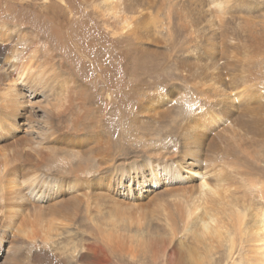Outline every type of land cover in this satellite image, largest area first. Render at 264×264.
<instances>
[{
	"label": "rangeland",
	"instance_id": "374dc122",
	"mask_svg": "<svg viewBox=\"0 0 264 264\" xmlns=\"http://www.w3.org/2000/svg\"><path fill=\"white\" fill-rule=\"evenodd\" d=\"M118 3L148 14L139 38L118 31L122 12L105 0H0L2 72L41 76L22 85L13 131L0 95V264H178L169 242L191 244L177 224L202 177L218 189L208 208L225 226L240 209L248 230L264 205V0ZM243 88L247 102L230 106L224 95ZM183 162L185 174L199 168L194 183L131 181ZM69 166L76 184L44 194L45 206L30 207L23 177L7 191L11 173L65 184ZM90 247L91 262L79 258ZM7 250L16 256L3 259ZM211 257L203 264H230L228 244Z\"/></svg>",
	"mask_w": 264,
	"mask_h": 264
},
{
	"label": "bare ground",
	"instance_id": "6f19581e",
	"mask_svg": "<svg viewBox=\"0 0 264 264\" xmlns=\"http://www.w3.org/2000/svg\"><path fill=\"white\" fill-rule=\"evenodd\" d=\"M105 0L106 6L109 11L115 12V14L122 12V27H119L118 31H123L124 34H132L137 35L139 38L138 29H141V21L143 18L148 17V14L144 12V9L140 7H135L134 11H129L130 13L124 12L123 9H120L121 5L118 3L119 0ZM122 3V2H121ZM114 5H117L116 9ZM126 8V7H125ZM129 9V8H128ZM128 11V10H127ZM117 12V13H116ZM121 16V15H120ZM53 26V25H52ZM110 28V27H109ZM115 34L118 31L112 30ZM1 37V36H0ZM2 48H0V52ZM1 54V53H0ZM3 64L7 65L8 68L9 65L12 66L10 60L8 58H5L3 60ZM226 64H229V61H226ZM29 65V64H28ZM31 65V64H30ZM25 66V65H24ZM23 66V67H24ZM13 68V67H12ZM15 68V67H14ZM32 67H27L25 70H22L21 73L15 76V73L12 71H8L5 73L6 69H2L0 67V80L4 82L3 85H5V88L3 89V93L0 94L2 98H5L7 101V104L11 107V120L6 122L7 128H11L13 131V128L18 123V115L15 113V109L19 103L22 102V99L24 98L22 88L24 85L26 87V84L28 85V89L30 90L29 83L33 82L32 80L39 79L38 77H41L38 75L37 78H33V76H36L37 73H34L31 69ZM24 69V68H22ZM5 71V72H2ZM20 72V71H19ZM232 78L237 77V74L233 75ZM40 74V73H39ZM251 76L254 75V73H251ZM247 77H249L247 75ZM30 80V81H29ZM43 80V79H42ZM247 80V79H245ZM45 81V80H44ZM235 88L237 86H234ZM239 88V87H238ZM237 88V89H238ZM234 94H229V98L226 97V99H231L229 101L230 106L233 105L234 102L239 101V106H242L243 101L247 102V97L251 96L249 94L248 88L237 90ZM240 89V88H239ZM241 101V102H240ZM250 101V100H249ZM240 108V107H239ZM96 136L99 135V133L95 134ZM70 139V138H69ZM68 141V140H67ZM71 145V144H70ZM97 142L93 143V147L97 146ZM34 150L40 151L42 147L38 145L33 148ZM37 151V152H38ZM38 155H36L37 157ZM58 163V162H57ZM186 162H183V166L175 163H168L167 165H163L160 169H149V173L145 174L142 173L140 176L141 179H139V182H137V178H134L131 181H134V183L143 184L147 180H150L152 182L153 186H157L162 178H168L169 183H177L178 181L183 184L188 179V183H194L197 179L193 176L194 174H201L199 172L198 167H189V171L192 174H185ZM70 167V166H69ZM154 168V166H152ZM62 169V170H61ZM63 169H66L65 163L63 165L59 162L57 167V173H62ZM167 169V177L163 174ZM70 171L71 167L69 168ZM73 177L70 178L68 181L63 182V179L60 178L59 180H55V175H48L44 176L42 181L38 180V174L36 171H23L22 174L17 173H11L7 177V182H9V188H7L8 193L15 192L18 190V185L16 183V180H19L22 178L21 182L27 184V191L29 194L32 195V200H30V207H39V206H45V202H41V200L44 198H47V195H55L52 190L58 191V187H71L72 185H75L76 183V176H77V170L73 169L72 171ZM202 175H204L202 173ZM11 176V177H10ZM41 176V175H40ZM41 178V177H40ZM131 179V178H130ZM53 183H58L56 186H54ZM129 184H133V182H129ZM8 185V184H7ZM46 185V187L44 186ZM51 188L47 190V188ZM54 187V188H53ZM56 187V188H55ZM191 188L193 185L190 186ZM51 190V191H50ZM155 189H152L150 191H154ZM196 196L194 198V201L192 204L187 205L185 207V210L179 214V220H178V226H177V232L180 233H188L189 235V243L186 244L184 240H180L177 242V244H173V241L170 243L168 248L173 251V254L176 258L174 260L178 261V264H203L204 262L211 261V254L214 249H217L218 247L222 246L224 244H228V254H229V263L234 264L233 261L235 259V256L240 254L243 251V264H264V205L253 208L251 211V225H249L247 228H245L244 221L246 217V213L243 210L237 211L238 213H235L236 215H233L229 219L228 225H223L221 223L220 218L218 217V214L213 211L212 207L208 208V203L212 204L216 202L220 194L218 192V189L214 187L210 181L206 178H201L199 185L195 188ZM45 194V195H44ZM224 203V202H223ZM43 208V207H42ZM33 210V209H32ZM236 212V211H235ZM247 212V211H246ZM233 232V236H224L223 233H227L228 231ZM1 243V242H0ZM85 253H80L79 258H83V260H87L86 256L91 257L93 256V251H91V247L86 249ZM91 252V253H90ZM16 254L18 251L15 252ZM248 253L254 255L251 258L248 257ZM7 255L10 256H16L14 252L11 253L7 252L3 256V259L7 257ZM7 260V259H6ZM89 260V259H88ZM10 261V260H9ZM89 262H91L89 260ZM94 263V261H92Z\"/></svg>",
	"mask_w": 264,
	"mask_h": 264
}]
</instances>
